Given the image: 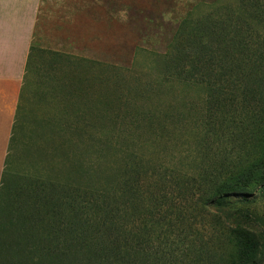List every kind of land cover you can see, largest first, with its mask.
I'll list each match as a JSON object with an SVG mask.
<instances>
[{
	"label": "rangeland",
	"instance_id": "374dc122",
	"mask_svg": "<svg viewBox=\"0 0 264 264\" xmlns=\"http://www.w3.org/2000/svg\"><path fill=\"white\" fill-rule=\"evenodd\" d=\"M137 3L130 23L102 38L36 39L35 82L51 72L49 52L72 56V98L56 104L51 132L36 129L18 146L4 230L20 212L30 247L29 222L40 210L66 214L71 195L88 206L81 220L112 210L126 232L145 231L150 252L157 245L175 264H215L195 254L222 227L201 198L214 168L244 152L231 132L249 118L254 102L243 93L264 72V0ZM255 208L264 214V201Z\"/></svg>",
	"mask_w": 264,
	"mask_h": 264
},
{
	"label": "trees",
	"instance_id": "16d2710c",
	"mask_svg": "<svg viewBox=\"0 0 264 264\" xmlns=\"http://www.w3.org/2000/svg\"><path fill=\"white\" fill-rule=\"evenodd\" d=\"M49 53L53 60L45 68L51 72L44 76L53 81V99L68 101L72 97L68 95L66 99L65 84L73 57ZM29 71L28 68L26 82ZM253 84L254 87L243 93L245 99L254 102L249 118L245 117L238 127L235 124L237 128L231 132L244 152L237 161L221 162L204 184L205 194L201 200L218 215L216 222L222 227L215 224L214 234L219 233L195 249L199 260L208 256V260L216 261L215 264H264V214L255 208V204L264 201V72L256 75ZM59 92L61 96L57 95ZM41 98L46 99L42 95ZM25 100L24 87L18 117L23 112ZM55 118L56 115L51 117L53 127ZM9 169L10 162L0 187V264H31L29 252L38 255L36 264H175L173 251L164 252L156 245V250L150 252L145 231L126 232L112 210L92 223L90 219L81 220V211L88 206H82L71 195L66 214L53 212L48 217L41 210L37 212L39 215L29 222L31 242L30 247L27 246L24 237L29 219L20 212L4 230L3 213L11 196ZM6 233L10 240L3 238ZM153 241L157 244L161 240L155 238ZM228 247L231 248L229 253Z\"/></svg>",
	"mask_w": 264,
	"mask_h": 264
},
{
	"label": "crops",
	"instance_id": "0c3cea01",
	"mask_svg": "<svg viewBox=\"0 0 264 264\" xmlns=\"http://www.w3.org/2000/svg\"><path fill=\"white\" fill-rule=\"evenodd\" d=\"M138 1L0 0V187L6 165L10 162V167L13 166L14 154L23 138L27 134L30 137L37 135L39 131L35 133L36 129L43 135L51 132V117L59 112L56 104L61 103L58 102L61 98L53 99V81L40 75L41 83L35 82L36 39L45 32L62 34L51 36L52 39L102 38L104 36L99 34L115 32L111 25L118 21L130 23L132 9L140 6ZM120 13H125V21L119 19ZM28 68L30 71L26 82ZM24 87L26 103L18 117ZM41 95L46 99H42ZM57 95L61 96L60 92ZM41 105L47 106L49 115L38 114Z\"/></svg>",
	"mask_w": 264,
	"mask_h": 264
}]
</instances>
